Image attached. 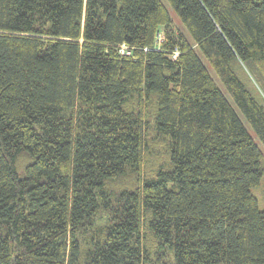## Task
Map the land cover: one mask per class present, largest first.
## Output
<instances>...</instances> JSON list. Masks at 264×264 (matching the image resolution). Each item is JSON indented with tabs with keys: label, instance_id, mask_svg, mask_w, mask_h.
<instances>
[{
	"label": "trees",
	"instance_id": "1",
	"mask_svg": "<svg viewBox=\"0 0 264 264\" xmlns=\"http://www.w3.org/2000/svg\"><path fill=\"white\" fill-rule=\"evenodd\" d=\"M166 1L0 0V264H264V0Z\"/></svg>",
	"mask_w": 264,
	"mask_h": 264
},
{
	"label": "rangeland",
	"instance_id": "2",
	"mask_svg": "<svg viewBox=\"0 0 264 264\" xmlns=\"http://www.w3.org/2000/svg\"><path fill=\"white\" fill-rule=\"evenodd\" d=\"M163 2V4L168 8L169 13L173 19V28L175 32L178 33H184V30L182 29L181 25L178 23V18L176 16L175 11L170 7V5L168 4V2L166 0H161ZM162 30V29H161ZM161 34V33H160ZM185 34V33H184ZM160 37L161 35H159L158 39H157V44L158 41H160ZM199 56L201 57L204 65L207 67L211 77L213 78L214 82L217 84V86L222 90V92L225 94V96L227 97V99L229 100V102L231 103V105L235 108V110L237 111L238 115L240 117H243L239 111L237 110L235 104L233 103L231 97L227 94V92L225 91V89L223 88L222 84L220 83L219 79L217 78V76L215 75L214 71L212 70L210 64L208 63V61L206 60L205 57H203L199 52H198ZM255 82V81H254ZM263 93V92H262ZM264 95V93H263ZM243 123L245 124L246 128L248 129L249 133L251 134V136L253 137L254 141L257 143V145L259 146L261 153H262V163L264 166V146L263 144L260 142V140L258 139V137L255 135V133L253 132V130L250 128V126L247 124V122L242 118ZM253 194L256 196L257 200H258V206L261 209H264V173L263 176L260 179L259 185L252 187L251 188Z\"/></svg>",
	"mask_w": 264,
	"mask_h": 264
},
{
	"label": "built area",
	"instance_id": "3",
	"mask_svg": "<svg viewBox=\"0 0 264 264\" xmlns=\"http://www.w3.org/2000/svg\"><path fill=\"white\" fill-rule=\"evenodd\" d=\"M124 48H125V46L124 45H121V51L128 52V51H124Z\"/></svg>",
	"mask_w": 264,
	"mask_h": 264
}]
</instances>
